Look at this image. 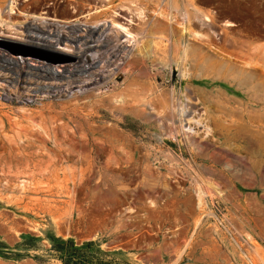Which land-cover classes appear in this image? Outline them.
<instances>
[{"label": "rangeland", "instance_id": "374dc122", "mask_svg": "<svg viewBox=\"0 0 264 264\" xmlns=\"http://www.w3.org/2000/svg\"><path fill=\"white\" fill-rule=\"evenodd\" d=\"M13 1L0 31L87 14L116 48L43 88L0 71V264H63L50 236L75 241L74 264H264V0Z\"/></svg>", "mask_w": 264, "mask_h": 264}, {"label": "bare ground", "instance_id": "6f19581e", "mask_svg": "<svg viewBox=\"0 0 264 264\" xmlns=\"http://www.w3.org/2000/svg\"><path fill=\"white\" fill-rule=\"evenodd\" d=\"M14 4V1L11 0V8H9L8 12L9 14L16 13ZM83 16H87V14H83L71 19L40 17V21L31 20L26 21L25 23H21L20 29H18L17 27V29L13 28L11 30L9 26L1 28L0 36H8L20 40L24 43L38 45L44 48H55L58 50L61 49L63 51H67L71 55L72 61H70L69 63H64L58 68H55L52 65L42 64L40 62L33 64L30 63L28 59H24L21 62H18L16 59L10 57L7 53L0 50V71L7 72L8 80L14 86L20 83L28 85H30L31 83L32 86L33 84H35L34 89H37L38 87H46L48 83H42V80L44 79H67L71 78L72 76L74 77V75H78L79 73L81 74L86 72L89 67H92L96 62L101 61L103 58H106L111 52H114L116 47L113 44L111 45L110 37L108 36L110 32L106 31V29H110V27L108 24H106L105 21L110 20H105L98 24H88L79 20V18ZM205 19L208 20L209 17L205 15ZM112 23H115L118 30L117 32L123 33L126 37L132 36L127 27H124L122 26V24L115 21H112ZM97 25H104V27L101 28ZM105 86H108L109 89L113 86V84H105ZM125 92L130 93V90ZM8 100H11V98H8ZM24 101L26 100H22V102ZM123 101L125 102V98H123ZM35 112L38 113L39 116L43 115L41 111ZM52 118L53 117H51V119ZM23 121H26L27 125L32 123L31 118H29L25 114H21L18 117V120L12 123L17 126V135H26L29 133L34 134V131H30L29 128H27L28 126L22 123ZM2 123L4 125V120H2ZM45 130H47V127ZM48 136L53 137L57 141V136L55 135V133H49ZM47 153L48 152H27L23 154L27 156H43L49 155Z\"/></svg>", "mask_w": 264, "mask_h": 264}, {"label": "trees", "instance_id": "16d2710c", "mask_svg": "<svg viewBox=\"0 0 264 264\" xmlns=\"http://www.w3.org/2000/svg\"><path fill=\"white\" fill-rule=\"evenodd\" d=\"M50 240L55 250L59 252V257L63 264H74L71 260L73 254L79 249L72 238L63 239L61 237L50 236ZM92 242H87L85 246H90Z\"/></svg>", "mask_w": 264, "mask_h": 264}]
</instances>
